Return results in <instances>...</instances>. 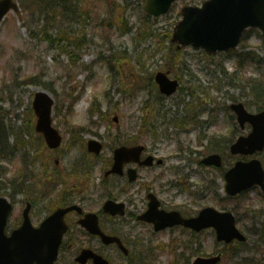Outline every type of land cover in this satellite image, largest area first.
Instances as JSON below:
<instances>
[{"label":"rangeland","instance_id":"obj_1","mask_svg":"<svg viewBox=\"0 0 264 264\" xmlns=\"http://www.w3.org/2000/svg\"><path fill=\"white\" fill-rule=\"evenodd\" d=\"M203 1L180 0L168 15L154 19L148 17L145 11L147 0H89L91 20L84 30H75L77 34L84 33L87 42L79 55V63L70 61V57L56 46L51 47L39 28L30 32L19 20L18 14L11 13L0 25V88L6 90L8 84L9 91L15 90L18 94L11 100L5 93H0V121L6 127L21 128L18 133L27 131V115L33 95L38 89H48L56 103L54 126L61 131L64 145L59 152H50L40 136L29 132V145L26 144L14 156L7 155L0 165V174L7 169L8 177H19L21 169L27 166L29 177L16 187L30 189L27 192L30 197L38 199L40 195L58 203L80 197L85 199L84 204L89 211H97V203H102L108 198L106 194L112 193L102 187L103 170L113 155L111 148H115L117 142L131 145L138 140L166 163L161 170L144 171L141 182L133 190L139 191L141 186L152 185L155 179H159L154 185L155 191L169 208L188 206L189 210L198 212L206 206H213L219 210H234L240 221L239 229L247 234L251 227L247 210H264L260 189H253L240 199L225 200L222 174L201 167L198 162L214 150L225 152L220 134L229 138L230 131L233 133V130L239 129L236 119L233 121L236 125H233V113L227 109L232 103H249V111L256 112L258 99L252 97L250 82H256L255 90L264 87V41L257 33L250 34L241 58L224 54L210 58L191 47L177 49L171 43V37L175 26L182 20V8L189 5L200 7ZM119 29H128V32L121 34ZM117 58L120 63H117ZM164 70H169L170 77H177L181 84L179 92L170 98H162L158 94L154 81V76ZM234 70L237 73L232 75L230 72ZM16 76L20 77L19 80L37 76L46 85L16 87L12 81ZM98 105H101L105 122H101L97 114ZM71 107L73 113L68 109ZM194 111L197 113L196 121L192 120ZM116 116L120 119L118 126L113 122ZM152 124L157 140L148 129ZM175 124L184 126L175 127ZM83 129L86 132L79 134ZM250 131L249 127L245 131L236 130L238 136L247 135ZM92 138L102 142L107 149L100 160L92 159L91 166L95 172L93 177H87L88 189L80 195V192L77 193L80 182L70 175L84 179L88 173L86 167L89 160L83 143ZM26 154L31 157L38 155L34 159L35 165L23 163ZM44 169L49 170V175L53 174L55 183L38 185L42 182L39 177ZM42 174L45 175L44 172ZM30 178L36 182L30 183ZM4 183L1 181L2 185ZM123 183L117 180L109 182L113 189ZM169 183H183L189 191L182 193L179 188L172 189ZM161 184L166 186L165 192L161 191ZM51 190H54L53 195H50ZM0 192L5 193L7 189ZM113 192L114 196L119 193ZM140 196L144 198L145 193ZM22 197L16 196L12 225L21 217ZM118 198L124 202L128 200V196L124 195ZM137 207L145 210L146 204L128 205L130 212ZM42 214L37 207L36 219ZM40 220L33 222L37 225ZM123 221L120 220V223ZM119 230L121 232V225ZM129 232L128 228L121 233L126 236ZM132 234L144 243L148 241L152 244L141 248L139 253H145L153 246L168 244L172 239L189 246L191 235L182 229L155 234L147 225L135 227ZM247 237L250 248L256 241L261 245L258 253L245 252L223 260L222 264H261L264 261V243H259L254 236L247 234ZM196 239L195 248L199 247L208 254L219 249L212 231L197 235ZM238 250L240 247L235 246L232 253ZM71 254L66 249L59 264H71ZM185 256H189V251ZM171 259L172 255L167 250L160 262L167 264ZM134 260L138 261L136 255ZM129 261L120 259L115 264Z\"/></svg>","mask_w":264,"mask_h":264},{"label":"water","instance_id":"obj_2","mask_svg":"<svg viewBox=\"0 0 264 264\" xmlns=\"http://www.w3.org/2000/svg\"><path fill=\"white\" fill-rule=\"evenodd\" d=\"M176 0H148L146 10L150 15L159 17L167 13ZM17 10V6L11 0L0 2V21L10 11ZM184 20L174 31L173 42H179L183 46L192 45L195 49L203 48L209 53L229 48L236 49L239 46L243 33L249 28H260L264 35V0H211L202 8L188 7L183 10ZM156 82L162 94L173 95L179 86L178 81H172L164 73L156 76ZM54 101L44 92H38L34 100V109L39 121L37 130L44 134L50 148L61 145L62 138L59 133L51 127L52 106ZM233 111L237 114L239 123L243 127L246 123L253 126V132L246 138H240L231 147L234 155L254 154L264 148V112L253 116L246 112L243 105H233ZM102 146L96 141L89 142V151L100 154ZM143 148H121L115 151V164L112 173L123 175V167L126 163L139 162ZM222 158L213 155L205 158L201 164L221 168ZM153 159L147 158L144 165H152ZM129 181L132 183L137 179L136 171H128ZM227 191L230 195H237L255 185L262 187L264 191V171L259 161L249 163L238 162L236 166L226 174ZM151 198L148 212L141 217L142 220L153 223L155 230L160 231L169 227L183 225L196 231L214 228L218 240L227 243L234 239L245 241V237L236 229L235 218L231 213H219L214 209L203 210L197 218L184 219L179 212L167 213L160 211V204L154 197ZM10 207L6 201L0 199V264H12L20 262V258L26 259L19 264H40V241L48 243V254L41 261L52 264L56 256L57 247L62 235L56 232L57 227H63V217L69 210H58L53 216L45 221L40 230H34L29 219L21 230L15 232L11 238H6L3 228L6 214ZM106 212L116 215L124 214V205H116L109 202L105 206ZM58 224L59 226H57ZM84 224L93 233L100 234L96 217L90 216ZM105 242L113 241L104 237ZM94 258L95 264H107L100 257L94 256L92 252L85 251L79 261L85 263ZM218 259H198L196 264H216ZM18 264V263H17Z\"/></svg>","mask_w":264,"mask_h":264},{"label":"trees","instance_id":"obj_3","mask_svg":"<svg viewBox=\"0 0 264 264\" xmlns=\"http://www.w3.org/2000/svg\"><path fill=\"white\" fill-rule=\"evenodd\" d=\"M24 13L26 14V27L30 30L34 25L40 26V22L44 40L49 42H64L67 37L65 35L66 25L69 17L79 18L83 12H90L89 0H19ZM89 15V13H88ZM56 31V38L51 34ZM19 76L13 78V81L19 85H38L37 77H25L22 82ZM12 154L16 151L8 147L7 138L4 136L0 128V158L4 153Z\"/></svg>","mask_w":264,"mask_h":264},{"label":"flooded vegetation","instance_id":"obj_4","mask_svg":"<svg viewBox=\"0 0 264 264\" xmlns=\"http://www.w3.org/2000/svg\"><path fill=\"white\" fill-rule=\"evenodd\" d=\"M149 171H153L151 169H149ZM156 171V170H155ZM158 177H160V174H158ZM123 180L126 181V178H122ZM139 179H140V176H139ZM141 181V179L139 180ZM138 181V182H139ZM159 181V179H155L154 182L152 183V185H143L141 186L140 190L139 191H136V190H133L132 189V186H129L128 188L125 189V191H128V194H130L128 196V198L130 199L132 205L134 204H139V202L141 203H145L147 204L148 206V196L149 194H154L158 200L160 201L161 203V207L165 210H168L170 209L168 207V205L161 199V197L159 196V194L155 191L156 188L154 187L155 183H157ZM170 185V184H169ZM161 186V191L162 192H165V189H166V186L164 185H160ZM172 186H174L172 184ZM131 193V192H133ZM143 193L146 194V199H141V196ZM67 204H63L64 206L66 207H70L74 204H77V205H80L82 207V201L79 202L78 200H74V201H69V202H65ZM83 208V207H82ZM180 210V212L182 213V215L184 217H193V216H197L198 213L197 212H193L191 210H189V207L188 206H185V207H176ZM145 210H140L138 207L135 211H132L131 212V217L133 219V222L136 226H140L142 224H139L137 222V217L142 214ZM82 218L81 215H79L77 212H71L70 214H68L66 216V222L68 224V236L66 237L65 240H68L69 237L71 236V238L73 239L72 240V244L69 246L70 249H73L74 248V245H76V249H83V248H92L94 247L95 249L98 248V243L103 246L101 243H100V240L94 236H91L89 234H86L80 227H78V221ZM99 221H100V224H101V227L102 229L107 232L108 234H111V235H115L118 233V222H117V217H109L107 215H105L104 213L100 212L99 213ZM134 227V226H133ZM151 227V226H150ZM213 233V232H212ZM214 234V233H213ZM64 245L61 246V249H65L67 248V246L65 245V242L63 243ZM86 245V246H85ZM195 245H197V243H195ZM91 246V247H90ZM104 247V246H103ZM106 248V247H105ZM106 249H110L111 252H117L118 249L117 247L114 246V248H106ZM82 251V250H81Z\"/></svg>","mask_w":264,"mask_h":264}]
</instances>
